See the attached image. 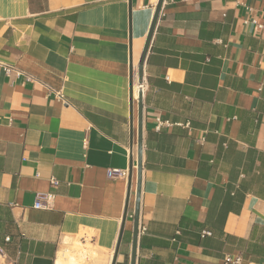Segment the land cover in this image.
Listing matches in <instances>:
<instances>
[{
	"label": "crops",
	"instance_id": "0c3cea01",
	"mask_svg": "<svg viewBox=\"0 0 264 264\" xmlns=\"http://www.w3.org/2000/svg\"><path fill=\"white\" fill-rule=\"evenodd\" d=\"M158 2L0 6V264L77 249L76 264H130L132 92ZM247 20L264 24V0L162 2L142 66L135 264H264V30Z\"/></svg>",
	"mask_w": 264,
	"mask_h": 264
},
{
	"label": "water",
	"instance_id": "95a60500",
	"mask_svg": "<svg viewBox=\"0 0 264 264\" xmlns=\"http://www.w3.org/2000/svg\"><path fill=\"white\" fill-rule=\"evenodd\" d=\"M163 0H159L155 13L146 37V41L139 59L137 67V83L142 84V66L146 53L148 51L149 43L158 19V15L162 6ZM132 67V62H131ZM132 81V79H131ZM132 86V82H131ZM141 152H142V91L138 93L137 99V180H136V193H135V209H134V225H133V239H132V251H131V262L130 264H135L136 261V245H137V226L139 217V206H140V192H141V181H142V165H141ZM44 264H51L50 262H43ZM39 260H35L34 264H43Z\"/></svg>",
	"mask_w": 264,
	"mask_h": 264
},
{
	"label": "built area",
	"instance_id": "2783aa9c",
	"mask_svg": "<svg viewBox=\"0 0 264 264\" xmlns=\"http://www.w3.org/2000/svg\"><path fill=\"white\" fill-rule=\"evenodd\" d=\"M244 24H252V25H255L258 29L264 30V24H259L255 20H247V21L244 22ZM9 72H10V68L8 67V68L5 69V73L8 74ZM136 77L137 76L135 74V78ZM139 86L141 87L140 88V91L143 92V84H141ZM134 90H135V88H133L132 98H133V100L135 102H137L138 93L140 91L137 92V98H135L134 97ZM56 95H57V97L60 100L63 99V96H62L61 93H57ZM127 175H128V173L126 171H121V170H108L106 172V176L109 179L126 178ZM36 176H38V175H36ZM50 184L52 186H56L57 185V181L54 180V179H51L50 180ZM51 199H52V196L51 195H47V194H37L36 199H35V202L33 204V208L34 209H37V210H48V209H50V201H51ZM144 232H145V229L144 228H141L139 230V233L140 234H143ZM6 241H9V238H6ZM2 256H3V250L0 247V257H2ZM224 264H240V259L239 258H234V259L233 258H226L225 261H224Z\"/></svg>",
	"mask_w": 264,
	"mask_h": 264
},
{
	"label": "bare ground",
	"instance_id": "6f19581e",
	"mask_svg": "<svg viewBox=\"0 0 264 264\" xmlns=\"http://www.w3.org/2000/svg\"><path fill=\"white\" fill-rule=\"evenodd\" d=\"M135 79H136L135 81H137V77ZM134 88H135V90H134V97L137 98V92L140 91V88L141 87L136 82ZM79 227H80V225H79ZM66 243H69V240H66ZM76 248H79V244H77V245L74 246V249H76ZM77 253L79 254V258L80 259L86 257L87 255H89L88 252L83 251V249H77L76 251L73 250V253L72 254H69L67 256L68 257L67 258L68 259V264H76V256H75V254H77ZM64 255H66V254H64Z\"/></svg>",
	"mask_w": 264,
	"mask_h": 264
},
{
	"label": "rangeland",
	"instance_id": "374dc122",
	"mask_svg": "<svg viewBox=\"0 0 264 264\" xmlns=\"http://www.w3.org/2000/svg\"><path fill=\"white\" fill-rule=\"evenodd\" d=\"M0 6L8 13H17L22 9V0H0ZM65 256H68V253ZM80 260L82 261V259Z\"/></svg>",
	"mask_w": 264,
	"mask_h": 264
}]
</instances>
